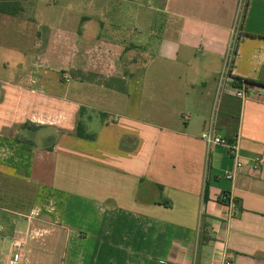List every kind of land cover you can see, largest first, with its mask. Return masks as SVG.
Returning a JSON list of instances; mask_svg holds the SVG:
<instances>
[{
	"label": "crops",
	"instance_id": "crops-1",
	"mask_svg": "<svg viewBox=\"0 0 264 264\" xmlns=\"http://www.w3.org/2000/svg\"><path fill=\"white\" fill-rule=\"evenodd\" d=\"M143 1L0 0V264H264V0Z\"/></svg>",
	"mask_w": 264,
	"mask_h": 264
},
{
	"label": "built area",
	"instance_id": "built-area-1",
	"mask_svg": "<svg viewBox=\"0 0 264 264\" xmlns=\"http://www.w3.org/2000/svg\"><path fill=\"white\" fill-rule=\"evenodd\" d=\"M243 1V0H241ZM241 78L234 77L232 74V53L229 52L225 60L223 70L220 74V86L224 93H228L240 100H245L256 92L264 91V88L251 85L245 82ZM257 94V93H256ZM202 139L209 146H223L234 159V169L230 172H226L225 177L229 180H234L237 171H240L244 167H247L251 172L258 173L264 166V158L262 156H256L250 159H243L240 155L239 140L237 137L229 140L225 137L218 136L212 130L203 132ZM220 201L226 203L233 210L236 207L234 201L227 195L220 197ZM16 247H21L22 242L15 241ZM220 264H233L230 258H225Z\"/></svg>",
	"mask_w": 264,
	"mask_h": 264
},
{
	"label": "rangeland",
	"instance_id": "rangeland-1",
	"mask_svg": "<svg viewBox=\"0 0 264 264\" xmlns=\"http://www.w3.org/2000/svg\"><path fill=\"white\" fill-rule=\"evenodd\" d=\"M36 1L37 0H34L35 4H36ZM147 1L148 0H144L143 4L146 5ZM31 2H32V0H31ZM57 9L59 10V12H55L56 16L52 17L51 20L52 21H57L58 20V16H59V19H60L59 22L63 23V21H62L63 18L60 17V16L62 15L61 13L65 12V11L61 10V8H58V7H57ZM6 36L11 40V42H14V43H21L22 42V40H20L18 38V33H16L15 31H11V34L7 35V29H3L2 34L0 35V46L2 45L3 40L6 38ZM17 38H18V40H17ZM22 47L28 48L29 46L27 44L26 45L22 44ZM11 63H13V62H11ZM28 63H29V56L27 55L25 58L23 57V60L19 61V66L18 67L20 69H22L24 67V65L26 66ZM12 66L14 68H17V66L14 65V64H12ZM38 131H39V133H42V132L45 133V129L39 128ZM16 184H19V183H16ZM8 207H10V206H6L5 204L0 203V217H4V216L14 217V216H12V215H10L8 213H4L2 211V208H8Z\"/></svg>",
	"mask_w": 264,
	"mask_h": 264
},
{
	"label": "trees",
	"instance_id": "trees-1",
	"mask_svg": "<svg viewBox=\"0 0 264 264\" xmlns=\"http://www.w3.org/2000/svg\"><path fill=\"white\" fill-rule=\"evenodd\" d=\"M246 83H249V84H251V85H254V86H258V87H262V88H264V84H262V83H260V82H255V81H245ZM77 135L79 136V137H81V138H91V136L90 135H85L84 134V128H83V126H82V124L81 123H79V125H78V128H77Z\"/></svg>",
	"mask_w": 264,
	"mask_h": 264
}]
</instances>
